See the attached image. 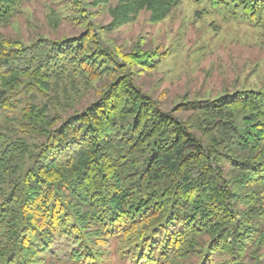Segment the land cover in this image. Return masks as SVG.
<instances>
[{"label": "trees", "instance_id": "1", "mask_svg": "<svg viewBox=\"0 0 264 264\" xmlns=\"http://www.w3.org/2000/svg\"><path fill=\"white\" fill-rule=\"evenodd\" d=\"M25 1L0 0V24ZM182 1L49 0L52 22L83 32L0 38V264H111L112 243L117 264L260 261L264 94L165 111L135 80L164 55L101 39L142 11L160 23ZM209 3L264 28V0ZM102 13L111 22L98 28Z\"/></svg>", "mask_w": 264, "mask_h": 264}, {"label": "rangeland", "instance_id": "2", "mask_svg": "<svg viewBox=\"0 0 264 264\" xmlns=\"http://www.w3.org/2000/svg\"><path fill=\"white\" fill-rule=\"evenodd\" d=\"M48 3L49 0L25 1L8 24H0V38L31 43L38 37L60 40L83 32L82 27L71 22H52ZM52 8L56 10L58 6ZM110 22V16L103 13L94 19L98 28ZM100 33L101 39L122 48L124 53L140 47L164 55L155 69L138 73L135 80L165 111L185 101L214 100L227 93L264 94V28L253 26L242 15L233 16L231 9L214 10L209 0H183L160 23H152L150 13L142 11L134 23ZM95 85L96 89L101 87L99 83ZM96 98V90H91L77 110L82 111ZM190 114L176 117L186 121ZM4 119L0 113V125ZM115 248L116 243H112L111 264L118 263ZM250 257V253L246 254V264H264V248L257 252L258 263Z\"/></svg>", "mask_w": 264, "mask_h": 264}]
</instances>
